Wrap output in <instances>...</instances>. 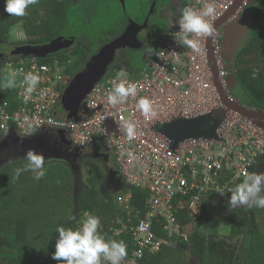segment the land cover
Segmentation results:
<instances>
[{"label":"built area","instance_id":"built-area-1","mask_svg":"<svg viewBox=\"0 0 264 264\" xmlns=\"http://www.w3.org/2000/svg\"><path fill=\"white\" fill-rule=\"evenodd\" d=\"M206 2L186 0L184 7L201 10ZM214 2L216 12L210 20L213 25L234 0ZM179 31L178 23L174 24L167 41L142 71L122 69L95 83L72 118H68L62 103L71 78L59 60L46 62L29 55L7 62L6 73H17L18 105L12 108L8 100H0V133L16 132L26 138L53 128L60 135L65 131L66 138L78 147H88L102 139L125 183L149 191L142 216H117L115 220L119 224L115 233H131L134 244L122 264H140L147 252L154 253L163 244H171L173 237L187 241L200 219L204 198L211 192L219 195L217 189L223 190L224 195L232 192L238 180L254 173L264 159V129L236 111H230L220 124L216 138H189L173 148L172 141L160 131L166 122L208 114L222 105L209 61L208 36L198 38L200 51L193 52L178 42ZM222 41L223 32L218 29L212 41L213 57L226 84L228 70ZM121 71L125 77L118 75ZM28 72L38 73L40 83L29 102L24 103L23 77ZM122 79L135 82L137 94L124 104L113 106L107 96ZM140 97L154 102V118L146 119L136 110ZM128 120L137 126L136 139L131 142L120 130ZM49 121L59 126L50 125ZM131 198V193L118 198L129 213ZM182 212L191 218L187 225L183 224ZM156 218H160L164 236L154 230Z\"/></svg>","mask_w":264,"mask_h":264},{"label":"trees","instance_id":"trees-1","mask_svg":"<svg viewBox=\"0 0 264 264\" xmlns=\"http://www.w3.org/2000/svg\"><path fill=\"white\" fill-rule=\"evenodd\" d=\"M81 3L89 5L87 0H39L37 5L27 10V15L16 17L4 11L2 6H5V0H0V38L4 37L3 40H6L10 27L20 22L26 29L28 42L40 44L54 40L65 29L69 30L70 22L76 17L71 8ZM252 15L254 23L251 38L238 54L233 75L236 81L235 88L243 90L250 97L248 105L264 110V60L258 63L257 73L252 72L253 65L244 66L248 49L257 43H264V0L254 6ZM73 33L80 32L74 30ZM162 46L159 45L156 52ZM86 54L85 49L81 47L73 52V56L71 54L74 62L68 63L66 68L71 75L83 69ZM69 55L70 53L52 56L49 61L59 59L61 62H67ZM21 56L29 55H13L11 60L16 61ZM39 59L48 62L43 57ZM5 64L7 65V62L2 61L0 66ZM245 70L251 72L247 74ZM115 73L114 70L106 76ZM5 74L0 76V100L6 99L12 108H16L17 88L4 87ZM3 136L4 134L0 133V137ZM19 141L27 140L20 138ZM105 150L107 151L106 148H102L101 151ZM23 158L6 161L7 163H3L5 167L0 168V264H58L52 259L58 238L57 227H79L85 219V213L102 218L101 231L110 239L123 240L128 253L125 258L130 256L134 249L131 233L116 234L115 229L119 224H116L115 220L117 216H133L134 219L136 216H142L147 209V199L150 194L148 190L128 188L125 184L126 190L132 194L131 212L129 213L112 199L106 200L108 213L99 205L94 192L101 178L96 163L90 164L87 181L81 175V180L78 182L71 168L62 161L47 164V169L49 166L51 168L40 181H35L31 172H25L16 179L15 169L26 163ZM56 162L58 164H55ZM3 164H0V167ZM88 164L85 162V165ZM242 180H238L233 189ZM223 196H226L225 201L221 197L219 200L215 192L209 193L204 198L200 222L187 241L173 237L171 244H163L161 249L154 253L147 252L140 264H192L189 253L200 257L205 264H264V227L259 226V223L264 222V209L245 207L229 211L228 201L231 192ZM210 200L216 202L219 200L228 211L221 212L216 209ZM212 212L228 218L232 225V234L235 235L236 230L239 232V229L244 233L240 249L229 237H210L209 229L215 228V224L211 222ZM181 217L184 225L191 220L184 212L181 213ZM154 230L159 236H164L160 218L154 220Z\"/></svg>","mask_w":264,"mask_h":264},{"label":"clouds","instance_id":"clouds-1","mask_svg":"<svg viewBox=\"0 0 264 264\" xmlns=\"http://www.w3.org/2000/svg\"><path fill=\"white\" fill-rule=\"evenodd\" d=\"M38 3L39 0H5L4 11L10 16L23 17L27 15V10L31 6ZM215 12L214 0H207L201 10L184 7L178 22L170 19L169 26L178 23L181 33L179 38L175 36L178 42L193 52H199L201 44L198 38L200 36L214 37L215 35V27L210 22L211 18L215 16ZM152 51L149 49L148 54L151 55ZM118 75L125 77L126 74L121 71ZM4 80V87L15 88L17 73L15 71L8 72ZM39 83L40 76L38 73L28 72L24 75V103L29 102ZM136 94L137 84L122 79L120 83L112 87L107 96V101L113 106L124 104L129 97H135ZM135 107L146 119L154 118L157 115L154 102L148 97H140ZM49 124L55 125L51 121ZM120 130L126 134L129 142L136 139L137 126L131 120L125 121L120 126ZM23 159L26 163L15 169L16 179H19L25 172H31L35 181H40L46 176L47 162L42 153L30 149ZM216 192L221 195L225 194L221 189H217ZM238 206L264 209V173L246 174L242 182L232 190L228 209L232 211L239 208ZM101 229L100 217L90 213H85V219L79 227L58 226L56 229L58 238L52 259L56 260L58 264H122L128 254L126 243L123 240L117 241L108 238Z\"/></svg>","mask_w":264,"mask_h":264},{"label":"rangeland","instance_id":"rangeland-1","mask_svg":"<svg viewBox=\"0 0 264 264\" xmlns=\"http://www.w3.org/2000/svg\"><path fill=\"white\" fill-rule=\"evenodd\" d=\"M160 1L162 0H151L153 6L151 11L149 0H87V2L89 3L88 6L81 3L80 5H76L71 8V11L76 15V17L72 19L69 24V32L74 30L81 32L80 35H84L81 41V43L83 44L82 47L87 48L88 53H90L91 55L96 54L98 50H101L100 48L102 46H106L110 39H112L118 33H121L126 24L131 22L143 21L148 12L151 11L152 13H149V22L151 28L153 30H157L158 34L160 33L161 36L164 32L165 26H168V33L171 30L172 26H169V22L167 21V19L164 20L162 18L163 10H159L158 8H156ZM2 8L4 9V6H2ZM168 33L166 34V36L168 35ZM3 39L4 37L0 38V52L3 53H9V51L14 50L16 46L26 44L28 42L26 29L20 22L13 24L10 27L7 39ZM163 43L164 41L161 38L160 45ZM122 54H124V52ZM126 56L128 59H126L124 55L123 58L117 59L113 64H111L108 74L114 70L118 72L122 69L130 68L133 70L137 69L142 71L148 61V59L146 58L147 55L142 50L137 53L129 52ZM11 57L12 56L10 55L5 56L4 58L0 56V63L2 61L9 63L12 59ZM45 59L49 61L51 57ZM262 60H264V43H257L256 45L248 49L244 66L249 67L253 65L254 71L252 72L257 73L259 72L258 63ZM7 71H9L8 64L0 66V76H3ZM245 72L249 74L251 70H245ZM225 79L227 88L231 90V87H233V89H235L236 81L233 73L228 74ZM60 112L65 113L62 108H60ZM14 138H16V140H13ZM20 138H22V135L16 132L0 137V162L4 159L0 164H5L9 161L20 160L21 158L26 156L28 150L33 149L45 156V160L47 162L46 165L55 161L65 162L71 168L73 176H75V178L77 179V175L73 171L71 162H68V160L64 156L56 155L53 153H46V149H43L41 144H29L25 141H19ZM102 146L103 145L100 142H96L91 145L90 150L94 152V155L77 161L76 166H79L78 171L80 176L82 175V178L87 181L91 165H85V162L93 161V163H96L98 165V173L101 178L99 181V185H97V187L95 186L94 192L96 194L95 196L97 197L99 205L102 206V208L106 209L109 213V207H107L106 205V200L110 201L113 199L114 201H118V197L124 194L127 190L126 188H121L120 190H118L112 187L110 189L109 187L102 189V184H104L105 180L108 179V175L112 172L113 169L117 171L121 177V174L119 173L117 168L118 166L116 164L115 158L111 156L109 160L106 161V158L104 156L98 154L95 151ZM4 164L0 167L1 169L5 167ZM55 164L58 163L56 162ZM50 168L51 166L48 167V169ZM109 191H111V194H109ZM70 194H72V191L70 192ZM107 194L109 195L107 196ZM220 197L223 201L226 200V196L219 194V200H221ZM219 200L218 202L222 204ZM113 219L115 218L113 217ZM199 222L200 219L198 220L196 225ZM211 222L215 224V228L209 229L208 232H210V237H229V239L233 243H235L240 238L237 237L236 234H232L231 222L224 215L212 212ZM239 240H241V238Z\"/></svg>","mask_w":264,"mask_h":264},{"label":"water","instance_id":"water-1","mask_svg":"<svg viewBox=\"0 0 264 264\" xmlns=\"http://www.w3.org/2000/svg\"><path fill=\"white\" fill-rule=\"evenodd\" d=\"M259 1L261 0H234L231 7L214 24L215 31L220 27L224 28L222 48L228 73L235 72V64L238 54L251 37L252 26L254 23L252 10ZM136 26H138V24H130L125 33L132 36L131 31L135 29ZM143 27L147 30V22L143 24ZM74 41H76V39L70 40L68 37H59L49 44H28L21 47L18 51H22L26 54H36L44 58L49 53L56 52ZM212 41L213 37H208L207 48L209 50V61L211 63L213 79L221 97L222 105L208 114L193 118H180L163 124L160 131L172 141L173 148H177L180 142L189 138H216L217 129L228 116L230 111H236L247 116L264 129V110L249 106L248 103L251 99L243 90H239L238 94L243 98L244 103L231 96V90L227 88V84H225L220 77L218 67L215 64ZM132 47L139 48L141 45L134 44ZM117 48L116 41L110 43L107 47L102 48L98 53L93 55L84 69L72 78L62 97L63 108L68 112V118H72L76 115L81 101L90 89L95 83L108 74L111 64L115 61ZM65 134V131L62 130L60 139L69 144H73L66 138ZM35 136L36 135L27 137L26 139L31 140ZM104 155L107 158L110 156L108 151H105ZM72 166L74 173L77 175V180L81 179L78 171L79 166L75 165L74 167L73 164ZM256 172L264 173V159L257 166ZM112 174L116 175L114 169L111 172V175ZM117 184L118 185H115V188H121L120 185L123 184L121 177L117 179ZM210 202L216 209L223 212L228 211V209L222 206L219 202H216L215 200H210ZM238 207L239 208L237 209L244 208L242 206ZM189 256L192 264H205L200 257L192 253H189Z\"/></svg>","mask_w":264,"mask_h":264},{"label":"flooded vegetation","instance_id":"flooded-vegetation-1","mask_svg":"<svg viewBox=\"0 0 264 264\" xmlns=\"http://www.w3.org/2000/svg\"><path fill=\"white\" fill-rule=\"evenodd\" d=\"M185 2H186V0H162V1H160L158 3V6L156 8H158L159 10H163V12H162L163 13L162 14L163 17L162 18L164 20L167 19L168 22H169L170 19L173 20V21H175L178 18L177 16L179 15L180 11L184 8ZM149 3H150L151 11H152L153 6H152V3H151V0H149ZM166 9H168V10L165 11ZM179 9H180V11L178 12ZM151 11L148 12V14L146 15V17H145V19L143 21H141V22H131V23L126 24L125 28L122 30L121 33H118L117 35H115L112 39H110V41L106 44V46H102L100 49L107 47L110 43H112V41L116 40V46L118 48L116 49V58H115V61L117 59L123 58L124 55H125L126 59H128L127 56H126L127 53H129V52H134V53L136 52L137 53V52H139L141 50L145 52V54L147 55V57L151 58L153 56V54L156 52V50L159 47V45H160V39L162 38V40L166 42L167 39H168V35H169V33H168V26H165L164 27V32H163V34L161 36H160V33L158 34V31L157 30H153L151 28V25H150V22H149V19H150L149 13H152ZM146 22H147V30H146V28L143 27V24H145ZM130 24L131 25L138 24V26H136V28L131 31L132 36H129V35H127L125 33L126 29L128 28V26ZM218 29H222L223 38H224V28L223 27H220ZM80 33H73V31L69 32L68 29H65L56 38H59V37H68V39H70V40H75L76 39V41H74L73 43L67 45L66 47H64L62 49H59L56 52L49 53L47 55L48 57L47 56L44 57V58H49V57L56 56V55L70 53L69 57H67V62H61L59 59H56V60H59L60 63L65 66V72L68 74V76L71 78V80H72V78L76 74L71 75L66 70V68H67V64L68 63L74 62L73 58L71 57V54L73 56V52L76 49H78V47L83 48L82 47L83 44L81 43V41H82V37L84 35H80ZM167 33H168V35L166 36ZM149 37H150V39H149ZM52 41L53 40L48 41L47 43H40V44L39 43L34 44V43H31V42H27L26 44H22V45L16 46L14 48V50L9 51V53L0 52V56L2 58H4L7 55H10V56H13V55H24V54L25 55H36V54H26V53H24L22 51H18V50L21 47L26 46L28 44H31V45H41V44H49ZM134 44H137L139 46L141 45V47L134 48V47H132V45H134ZM222 44H223V41H222ZM142 45H144V46H142ZM83 49H85V51L87 53L85 55V57H84L85 66H86V64L93 57L94 54L91 55L90 53H88L87 48H83ZM149 49H152L153 50L152 53H151V55L148 54V50ZM99 51L100 50H98L97 53ZM123 52H124V54H122ZM37 56L40 57L39 55H37ZM84 67H83V69H84ZM228 74H231V73H228ZM238 91H239L238 89H236V88L233 89V87H231V96L233 98H235V99L243 102L244 100L238 94ZM26 142H28L29 144H32V143L33 144H39V145L41 144L42 148L43 149H46V151H45L46 153H53V154H56V155H63V156H65V158L68 160V162H71V164H73L74 167L77 164L76 163L77 161L83 160L85 158H88V157H91V156L94 155V152H92L90 150L91 149L90 148L91 145L89 147H78V146H76L74 144H69L66 141L60 139L59 131L56 130V129H53V128H46V129L42 130V132L38 133V135L36 134V136L33 139L27 140ZM96 156H97V154H96ZM110 157H111V155L109 156V158ZM88 163L90 165V164L93 163V161L92 162H88ZM118 178H120V175L118 174L117 171H116V175H114V174L110 175V179L106 180L107 187L110 186V187L113 188V186L116 183V181H117ZM80 180L81 179H79L77 181L80 182ZM234 210H237V209H234ZM237 218H238V216H237ZM259 224H260L259 225L260 227L261 226L264 227V222L263 223H259ZM236 232H237L236 233L237 237H240L241 240H239L240 239L239 238L235 242V244H236L237 248L240 249L241 248V245H242V240H243V237H244V233L242 231H240V229H239V232L237 230H236ZM247 232H250V231H247Z\"/></svg>","mask_w":264,"mask_h":264},{"label":"crops","instance_id":"crops-1","mask_svg":"<svg viewBox=\"0 0 264 264\" xmlns=\"http://www.w3.org/2000/svg\"><path fill=\"white\" fill-rule=\"evenodd\" d=\"M168 9H166L165 11H167ZM180 11V9L178 10V12ZM165 42V41H164ZM164 44V43H163ZM163 44H161V45H163ZM151 58H153V57H151ZM151 58H149V57H147V59H148V61H147V63H146V65H145V67L143 68V69H145L146 67H147V65H148V63L150 62V60H151ZM130 68V67H129ZM131 69V68H130ZM131 70H133V69H131ZM135 70V69H134ZM137 70V69H136ZM135 70V71H136ZM140 70H137V72H139ZM97 142H100V143H102V147L101 148H99L98 150H95L98 154H100V155H102V156H104L105 158H106V156L104 155V153H105V151L104 152H102L101 150H102V148H105V144L103 143V141L101 140V139H99ZM109 159L108 158H106V161H108ZM110 175H111V173L108 175L109 177H108V179H110ZM107 179V180H108ZM106 180H105V182H104V184H102V189H104V188H106L107 187V185H106ZM125 181L123 180V184L122 185H120V187L121 188H125ZM115 185H118L117 184V181H116V183L114 184V186H113V188H115ZM127 185V184H126ZM128 186V188H132V187H130L129 185H127ZM111 187L109 186V189H110ZM121 188H119L118 190H120ZM131 192L130 191H126L124 194H122V195H120V196H123L124 198L128 195V194H130ZM109 194H111V191H109ZM108 195V194H107ZM119 196V197H120ZM118 197V198H119ZM132 199V198H131ZM115 202H117L121 207H123L125 210H127L126 208H125V205L124 204H121L120 202H119V199H118V201L116 200ZM130 205H131V201H130ZM131 207V206H130Z\"/></svg>","mask_w":264,"mask_h":264}]
</instances>
